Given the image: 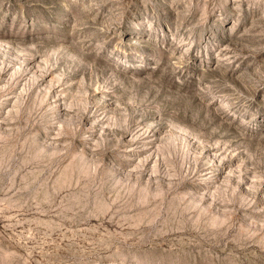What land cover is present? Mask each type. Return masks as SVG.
Masks as SVG:
<instances>
[{
    "label": "rangeland",
    "instance_id": "374dc122",
    "mask_svg": "<svg viewBox=\"0 0 264 264\" xmlns=\"http://www.w3.org/2000/svg\"><path fill=\"white\" fill-rule=\"evenodd\" d=\"M0 264H264V0H0Z\"/></svg>",
    "mask_w": 264,
    "mask_h": 264
}]
</instances>
